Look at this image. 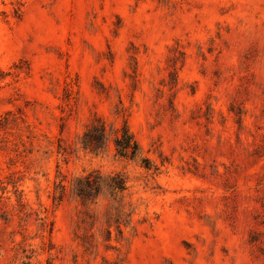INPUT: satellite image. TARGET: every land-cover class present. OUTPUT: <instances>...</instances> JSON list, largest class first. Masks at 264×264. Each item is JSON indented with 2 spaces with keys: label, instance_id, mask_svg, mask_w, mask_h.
<instances>
[{
  "label": "rangeland",
  "instance_id": "rangeland-1",
  "mask_svg": "<svg viewBox=\"0 0 264 264\" xmlns=\"http://www.w3.org/2000/svg\"><path fill=\"white\" fill-rule=\"evenodd\" d=\"M0 264H264V0H0Z\"/></svg>",
  "mask_w": 264,
  "mask_h": 264
},
{
  "label": "trees",
  "instance_id": "trees-1",
  "mask_svg": "<svg viewBox=\"0 0 264 264\" xmlns=\"http://www.w3.org/2000/svg\"><path fill=\"white\" fill-rule=\"evenodd\" d=\"M81 141L83 148L93 152L106 153L113 146L116 154L121 157L142 158L143 162L150 164L148 159L143 157L142 148L127 124L116 127L108 125L102 119H96L86 129ZM73 190L77 196L86 200H95L105 195L116 199L127 190V180L121 173L104 175L93 171L77 178Z\"/></svg>",
  "mask_w": 264,
  "mask_h": 264
}]
</instances>
